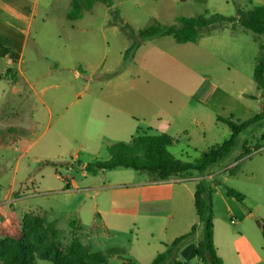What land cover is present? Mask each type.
<instances>
[{
	"label": "rangeland",
	"instance_id": "obj_1",
	"mask_svg": "<svg viewBox=\"0 0 264 264\" xmlns=\"http://www.w3.org/2000/svg\"><path fill=\"white\" fill-rule=\"evenodd\" d=\"M114 1L119 4L115 9L107 10L106 5L96 3L81 19L71 22L67 19L71 0H55L52 9L47 11L45 25L39 18L33 22L21 68L38 81L36 91L52 114L46 112L35 97L23 98L24 84H14L9 76L7 83L0 84V236L17 238L25 214L42 215L59 232L63 250L77 241L89 253L106 255L105 264H123V259H131L127 252L132 245L151 237L149 232L138 231L131 221L107 231L99 213L103 207L109 210L112 200H120L123 192L116 185L128 182L127 173H135L133 175L137 177H144L141 175L145 173L124 169L91 173L85 169L96 160H107L108 147L112 143L127 142L131 136L141 134V131H135L131 135L123 124L118 125L121 124L117 120L118 108H123L124 98L132 101L139 95L153 98L163 89L174 95H191L204 78H209L219 85V94L226 92L236 96L245 90L261 100L260 103L253 102L254 112L260 114L264 110V92L254 80L236 78V59L229 56L230 48H223L218 55L190 51L188 60L169 63L162 68L153 67L156 42L151 40H143L139 49L123 56L133 42L131 26H147L152 22L141 7L136 6L141 0ZM249 1L252 5L240 1L237 8L247 10L264 4V0ZM171 11L172 16L205 17L215 13L230 16L237 12L234 5H214L212 0L178 1ZM124 20L131 26L125 25ZM221 26L239 28L230 22H223ZM245 31L235 33L247 40L248 53L246 56L243 45V57L248 62L252 58V63L257 65L259 59H264V34ZM163 43L166 47L177 45L171 36L164 38ZM184 55L187 56V51ZM133 58L136 67L128 64ZM213 63L216 65L212 66ZM2 87L6 88L4 96ZM34 107L36 115L37 110L42 109V112L36 129L28 132L26 129L31 127L28 118ZM16 111L19 117L14 114ZM16 122L22 123L21 129H16ZM138 125L147 131L148 125L142 120ZM220 129L217 138L207 137L208 142L203 148L227 140L229 128L221 125ZM254 130H257L256 126L240 134L229 156L209 170L229 166L227 172L220 174L221 184L214 180L218 191L214 190L211 196L219 246L227 260L230 256L235 258L239 227L258 246L257 249L261 247L264 251V239L258 226V223H264V127L255 134L252 133ZM147 133L157 132L149 129ZM16 136H26L28 142H17ZM245 139L251 149L256 148L254 141L259 139L260 147L238 160ZM30 144L32 147L25 151ZM194 160L190 159L191 162ZM25 166L29 169L27 173ZM71 181L72 186L67 187ZM226 186L243 193L244 202L225 196ZM11 189L13 194L8 199ZM117 204L123 206L121 202ZM110 216L118 218L117 215ZM198 231L202 238V225L198 226ZM114 250L119 252L109 253ZM138 260L136 264H151ZM36 264L53 263L38 259Z\"/></svg>",
	"mask_w": 264,
	"mask_h": 264
},
{
	"label": "crops",
	"instance_id": "obj_2",
	"mask_svg": "<svg viewBox=\"0 0 264 264\" xmlns=\"http://www.w3.org/2000/svg\"><path fill=\"white\" fill-rule=\"evenodd\" d=\"M54 1L55 0H0V84L7 83L8 76L11 78L10 81L14 84H24L25 88H22V92L25 93V97L23 96V98L28 100V98L35 97L39 104L43 106L44 110L46 112L48 111L49 114H52L51 108L46 105L36 91L38 81L34 78H30L27 73L22 70L21 65L25 58L33 22L39 18L43 25H45L48 19L47 11L52 9ZM178 1L181 2L186 0H141L136 3V6L141 7V10L148 15L152 22L151 25L158 23L169 26L176 24L177 18L183 17L172 16L171 9ZM212 1L214 5L235 6V3L239 4L240 1H247L249 5H252V2L249 0ZM117 5L119 4L113 0V5L107 7V10L115 9ZM236 15L237 12L230 16ZM126 21L127 20H124V22ZM137 23L142 22L137 20ZM125 25L129 26L130 24L126 22ZM151 25L144 26L140 24V26H136L135 28L130 26L132 30L138 32ZM240 27L241 26L236 29H232V27H225L221 30L215 29L209 35H204L199 38L196 42L179 44L175 41L177 45L169 47L164 46L163 43L164 38L168 36L150 39V42H156L155 45H153L155 52H153L152 55L156 58V62L153 63L155 66L153 67L162 68L168 66L169 63H182L188 60L190 51L218 55L222 53L223 48L227 47L228 49L230 48L229 56L233 57L234 60L236 59V78L238 80L245 79L247 81H252L256 65L252 63V58L248 62V60L243 57L242 47L243 45L246 46V56L248 47L247 40L241 37L242 35L237 36L235 34L239 30L246 32ZM143 44L144 42L141 41L140 46ZM140 46L137 49H139ZM127 48L128 46L124 51ZM174 51L176 55H179L180 59L174 54ZM185 51H187V56L184 55ZM133 60L128 62V64L130 63L135 67L138 66L137 62H135L136 60H134V62ZM142 63L144 62L141 61V64ZM215 65L216 63H213L212 66ZM76 76H78V73H76ZM118 76L121 77L122 75L119 74ZM160 81L170 86L164 80ZM12 88L13 84L11 86V89ZM220 90L216 82L209 78H204L191 95L183 93L174 95L163 89L161 94L153 98L148 96L141 97L142 95L135 96L133 101L124 98L123 108H118L117 120L121 123L118 125L122 126L123 124L126 128L125 130L130 131L129 133L132 135L135 131H141L142 128L139 127L138 123L142 120L143 123L148 125L147 130L152 129L159 134L166 133L175 139L174 144L168 148V151L175 158L191 162L190 159H197L203 152L214 146L207 144V148H203L208 142L207 137L217 138L221 132L220 126H227L219 121L220 117H230L233 121L237 122L245 121L256 114L253 110V102H261L259 98L255 99L254 96L247 94L245 90L236 96L226 92L219 94L218 92H221ZM5 91L6 88L2 87L1 92L3 96L5 95ZM41 93H43V90ZM33 109L31 118H28V121L31 122V127L26 129L28 132L36 129L42 112V109H39L36 115L34 113L36 107ZM14 114L19 117L18 111ZM36 118L37 121L35 120ZM21 125L22 123L16 122V129H21ZM229 131L230 137L231 130L229 129ZM132 137L133 136L130 138ZM16 140L20 143L28 142L26 136H16ZM32 145L33 144H30L25 151H28ZM248 147L251 148L249 144ZM232 165L235 166V164H231V166ZM228 167L226 166L217 171H211L206 175L193 171L184 176L172 177L167 180H154L147 174L141 175L144 177H137L133 175L135 173H127L128 182L126 184L116 185V188H119L118 190L123 192V194L121 193L119 196L120 200L116 201L121 202L123 206L117 204V202L113 200L110 203V209L118 207L120 210L111 211L104 207L99 209L101 220L103 224H105L104 229L107 231L113 230V228H118L121 223L131 221V223L137 226L138 231L143 233L149 232L151 236L150 239L141 242L137 241L139 244L136 243L132 245L127 253L134 262L140 259L146 263H151L158 253L166 249V244L189 232L190 229L197 224L194 208V193L197 182L200 179H205L215 187V190L217 189L216 191H218L215 181H222V175L220 174L222 172H227ZM28 171V166H25V173ZM100 171L103 172V170ZM218 175H220V178H218ZM71 186L72 181L67 184V187ZM224 193L225 196H227L226 191ZM12 194L13 190L11 189L7 198L10 199ZM227 197L232 198L229 196ZM110 215H117L118 218ZM229 215L232 217L231 213ZM245 218L247 217L243 219ZM233 224H235V221ZM238 231L240 232V237L239 244L236 245L235 258L232 259L230 256L227 260L219 246L214 220V244L223 264H263V248L260 247V250L257 249L258 246L247 236L242 227H239ZM199 240L200 235L197 229L194 240L181 250L179 254L181 261L186 264L199 263V258L196 254ZM253 257L256 259H253Z\"/></svg>",
	"mask_w": 264,
	"mask_h": 264
},
{
	"label": "trees",
	"instance_id": "obj_3",
	"mask_svg": "<svg viewBox=\"0 0 264 264\" xmlns=\"http://www.w3.org/2000/svg\"><path fill=\"white\" fill-rule=\"evenodd\" d=\"M96 3L107 7L113 5V0H71L67 19L71 22L83 17ZM237 8L238 4L235 3ZM223 22L239 25L254 34H264V4L243 10L237 8L236 16H224L218 13L205 17H179L174 25H153L139 30L137 34L132 30L131 46L124 55L134 52L141 41L156 37L171 36L177 43L196 42L204 35H209L215 29H223ZM253 80L264 92V59H259L254 68ZM219 121L231 130L230 137L212 146L203 152L194 162L182 161L175 158L169 151L175 139L166 133L148 134L141 130V134L133 136L127 142H116L108 147L109 158L96 160L85 166L86 171L95 173L100 170L131 169L147 174L154 180H167L172 177H181L196 171L204 174L217 162L227 158L234 148L240 134L248 131L252 126L257 130L264 127V110L249 119L237 122L232 118L220 117ZM255 138V137H254ZM256 148L248 147V139L243 142V156L250 155L259 149V139L254 141ZM55 166V163L48 162ZM235 165L234 167H236ZM209 171L208 173H210ZM207 173V174H208ZM218 185L221 184L217 183ZM216 184V185H217ZM215 187L205 179H200L195 187L194 208L197 217L189 232L166 244V249L158 253L151 264H186L180 260L179 254L183 247L194 240L199 225L203 227V237L197 243L196 254L200 264H223L214 244V213L211 196ZM227 196L243 203L245 195L240 191L225 187ZM264 239V223H258ZM114 250L110 254H117ZM125 253V250L123 251ZM45 260L53 264H105L107 256L100 253H89L79 242L74 241L65 250L61 247L60 234L45 216L25 214L21 221V231L17 238L0 236V264H36V260ZM123 264H136L130 259H123Z\"/></svg>",
	"mask_w": 264,
	"mask_h": 264
},
{
	"label": "built area",
	"instance_id": "obj_4",
	"mask_svg": "<svg viewBox=\"0 0 264 264\" xmlns=\"http://www.w3.org/2000/svg\"><path fill=\"white\" fill-rule=\"evenodd\" d=\"M68 184V183H67ZM232 223L234 222L233 220L231 221Z\"/></svg>",
	"mask_w": 264,
	"mask_h": 264
}]
</instances>
